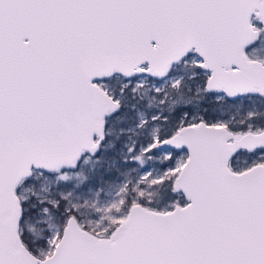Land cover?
I'll return each mask as SVG.
<instances>
[{
    "label": "snow or ice",
    "instance_id": "snow-or-ice-1",
    "mask_svg": "<svg viewBox=\"0 0 264 264\" xmlns=\"http://www.w3.org/2000/svg\"><path fill=\"white\" fill-rule=\"evenodd\" d=\"M0 264H264V0H0Z\"/></svg>",
    "mask_w": 264,
    "mask_h": 264
}]
</instances>
